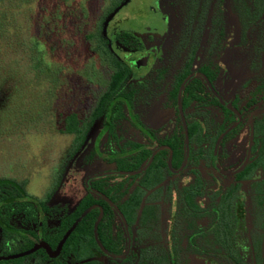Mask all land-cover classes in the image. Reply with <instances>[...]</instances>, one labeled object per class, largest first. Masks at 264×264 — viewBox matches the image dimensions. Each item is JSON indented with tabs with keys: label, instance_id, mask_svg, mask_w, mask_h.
<instances>
[{
	"label": "flooded vegetation",
	"instance_id": "flooded-vegetation-1",
	"mask_svg": "<svg viewBox=\"0 0 264 264\" xmlns=\"http://www.w3.org/2000/svg\"><path fill=\"white\" fill-rule=\"evenodd\" d=\"M215 1L217 3H214L213 9ZM232 2L240 27L238 32L237 25L227 10ZM201 4L194 16L189 14V9L182 23H173L171 45L162 51V54L170 57L177 55L178 62L182 59L178 71L173 67H166L165 62H159L155 49L145 51L138 36L140 45L120 48L133 58V61L125 62L129 68L125 87L129 101L123 112L124 117L116 137L101 128L84 163L86 166L101 160L114 167L107 171L87 173L79 179L84 196L89 192L97 201H104L111 209L106 222L107 244L104 245L100 239L108 254L100 249L94 238L97 246L95 260L100 264H105V260L109 264L111 260L127 261L129 264H264V46L260 47L263 38L254 37L258 48L255 49L251 63L254 86L252 96L248 99H242L240 90H236L237 83L240 82L237 71L240 60L234 52V41L237 39L240 43L242 36L251 44L254 28L264 19V0H202ZM205 4L210 5L214 12L210 27L207 28L200 24ZM242 4L247 8L248 14L246 11L242 14ZM258 4L259 8L256 10ZM260 5L263 8L260 9ZM257 13L262 14L258 20L255 19ZM249 19L256 21L249 24ZM216 54L217 60L213 63L212 58ZM143 58H148L149 63L139 66L138 61ZM192 74L196 75L188 81L182 94L183 115L189 136V157L183 170L176 173L186 159V141L178 108V95L183 82ZM194 81L203 85L204 103L202 106L191 104L185 108L186 90ZM165 85H168V91L165 90ZM131 93L133 94L130 95ZM161 95H165V101L175 110V117L168 125L166 121H162L164 118L156 117L157 120H153L151 113L142 116L137 109L147 106L152 100L157 101ZM157 114L160 116L164 113ZM253 114L250 146V118ZM200 118L205 122L204 136L192 139L190 126ZM235 124L237 125L225 134L218 146L217 163L220 172L215 165V148L221 135ZM244 129L247 130L248 138L243 157L229 168V147L233 141H239ZM180 135L183 136V157L177 164L175 150ZM83 143L75 152L70 153L71 158L81 150ZM249 148L250 157L245 167L236 174L227 175L242 167ZM122 149L131 152L122 154L123 159H118L117 155ZM159 149L151 165L143 173L119 174L141 169L153 152ZM170 151L172 168L168 164ZM207 153L209 156L206 158ZM144 158L137 168H132L127 163L137 164V160ZM124 162L125 165L120 168V164ZM157 163L159 168H155ZM103 173L111 174L91 178L88 185L118 207L127 222L128 230L111 204L86 186L87 178ZM176 177L180 180L179 184L174 180ZM99 187L109 194L99 190ZM116 191L122 193L121 197ZM135 194L141 197L140 206L131 212L128 207L130 199H136ZM43 202L46 208H35L38 224H24L23 217H13L8 223H3L0 216V246L22 249L5 256L25 253L42 243L49 245L52 251L57 250L61 240L55 247L45 240L43 221L48 232L57 227L64 213L69 211L66 207H52L48 201ZM95 205L103 209L101 224L105 217L104 208L100 204ZM49 209H52V213L46 212ZM94 210L98 211L97 220L100 210ZM62 250L59 255L52 257L46 249L40 248L27 256L0 263L23 259L21 264H34L38 252L44 251L49 258L57 259Z\"/></svg>",
	"mask_w": 264,
	"mask_h": 264
},
{
	"label": "rangeland",
	"instance_id": "rangeland-1",
	"mask_svg": "<svg viewBox=\"0 0 264 264\" xmlns=\"http://www.w3.org/2000/svg\"><path fill=\"white\" fill-rule=\"evenodd\" d=\"M114 1L34 0L30 9L25 11L27 13L19 15L21 38L29 39L32 35L40 37L44 53L43 67L52 75L56 72V88L50 89L48 80L39 79L37 72L28 70L29 53L24 52L22 47L14 46L7 52L0 66L2 75L10 72L0 83V180L18 182L28 195L48 201L52 207H66L69 212L77 208L84 196L79 179L87 173L107 171L114 167L101 160L84 165L85 158L101 133L102 120L93 123L74 158L70 157V153L75 136L64 133L68 116L76 114L83 120L92 114L114 72L112 64L98 51V45L102 40H109L108 45H115L113 50H116L118 58L122 62H131L132 56L124 49L119 50L114 42L116 34L127 31L142 40L145 51L155 49L159 62H165L166 67L178 71L182 59L178 62L177 55L170 57L162 54V51L171 45L173 23H182L189 9V14L194 16L202 5V0H119L120 5L106 16L113 8ZM214 3L216 5L217 2H213V9ZM232 5L233 2L227 6V10L238 32L240 27ZM243 6L241 10L245 14L247 8ZM258 8L259 4L256 10ZM212 13V7L206 5L204 14L200 16V24L210 27ZM257 15L256 20L262 14ZM102 20L105 21V32L100 40L97 29ZM256 20L249 19V24ZM259 25L254 28L251 44L245 36H242L240 43L237 39L234 41V52L240 60L239 68L237 66L240 82L236 90H240L242 99H248L253 92L251 63L258 48L255 39L263 38L260 47L264 46V33H260L264 32V19ZM225 27L228 32L226 22ZM217 56L212 58L213 63H216ZM164 88L169 90L168 85ZM137 109L142 116L151 113L153 120H157L156 117L164 118L162 121H166L167 125L175 117V110L165 101V95ZM160 112L164 114L159 116L157 113ZM247 138V130L244 129L239 141L232 142L227 167L231 168L243 157ZM174 180L179 184L178 177ZM21 250L1 245L0 257ZM118 261L111 260V264H129ZM104 262L109 264L106 260Z\"/></svg>",
	"mask_w": 264,
	"mask_h": 264
},
{
	"label": "trees",
	"instance_id": "trees-1",
	"mask_svg": "<svg viewBox=\"0 0 264 264\" xmlns=\"http://www.w3.org/2000/svg\"><path fill=\"white\" fill-rule=\"evenodd\" d=\"M33 1L34 0H0V66L3 64V56L7 54V52L11 51L14 46L16 48L22 47V49H25L24 52L27 53L28 51L29 53L28 70L31 69L37 72L39 79L43 78L46 81L48 80L50 82L49 84L51 85L50 89H52V87L56 88V82L58 79H56L54 76L56 75V72H53L54 75H52L51 72H46L47 70H45L43 67L44 53L42 49V43L39 39L40 37L32 35L29 37V39L26 37L21 38L22 33L21 26L18 23V17L21 13H27L25 11H28V8L30 9ZM120 3L121 2L119 0H115L113 8L108 11L106 16L113 13L115 8L118 7ZM261 8H263L262 5H260V9ZM104 23L105 21L102 20V23L98 25L97 29V35L100 36V40L103 39V33L105 32ZM102 41L103 42L99 44L100 46L98 45V51H100V53L112 64L114 72L110 78L107 88L98 98V101L93 108L92 114L87 119L80 120L76 114H72L66 118V128L64 129V133L75 136L72 152H75L82 145L84 139L90 131L91 126L98 120H102L101 126L103 129L105 128L112 137H116L118 133V127L124 117L123 112L127 107L126 103L129 101L127 95L128 93L125 88L129 68L125 62H122L118 58V54H115L116 50H113L115 45L111 47L109 44V47V40ZM114 42L116 46H119V48H122V46L134 47L140 45V40L138 37L135 34L127 31H121L120 33L116 34ZM119 48L117 47V49ZM8 73L10 72L7 71L5 75L6 77L9 75ZM5 76L0 73V83L5 80ZM132 94L133 93L130 95ZM203 103V85L199 81H194L187 87L184 106L187 108L189 105L194 104L198 107L202 106ZM204 123L200 118L190 126V137L192 139L195 138V136H199L201 138L204 136ZM219 127H221V125H219ZM199 143H201V140H199ZM128 152H126L124 149L120 150L117 158L123 159L122 154H126ZM207 154L208 155L206 158L209 156V153ZM175 157L177 164H179L183 157L182 135L178 136ZM144 160L145 158L141 159L140 161L137 160V164H133L132 162L127 163L132 168H137ZM122 165H125V162L124 164H120V168L123 167ZM156 167L159 168L158 163L155 165V168ZM99 190L105 192L100 187ZM116 192H118L119 197H121L122 193L119 191ZM105 194L108 195L109 193L105 192ZM134 197L136 199H130L131 204L128 207L131 212L136 211L140 206L139 199H141V197L137 196V194H135ZM95 204H100L104 208L105 217L99 226V236L104 245H106L108 241L106 236L108 228L106 222L109 219V214H111V209L104 201H97L96 198L89 192L80 200L77 208L74 211L64 213V216L60 219L58 226L54 229L48 230L47 232L45 221H43V235L45 236V240L48 241L52 247H55L73 225V223L77 220V218L86 209ZM37 206L46 208V205L43 201L28 195L25 192V188L22 184L12 180H0V216L3 223H8L11 219H13V217H23L24 224L29 222L38 224V213L35 210ZM46 212L52 213V209L46 210ZM97 216L98 211L94 210L81 221V223L72 232L64 244L59 258L51 259L44 251H40L37 253L38 257L34 264H100L95 260L97 246L93 233ZM216 237L218 236L216 235ZM13 262L15 264H21L23 259ZM13 262L5 263L12 264Z\"/></svg>",
	"mask_w": 264,
	"mask_h": 264
},
{
	"label": "water",
	"instance_id": "water-1",
	"mask_svg": "<svg viewBox=\"0 0 264 264\" xmlns=\"http://www.w3.org/2000/svg\"><path fill=\"white\" fill-rule=\"evenodd\" d=\"M149 63V60L148 58H143V59H140L138 61V65L139 66H146L148 65ZM196 74H192L190 75L182 84L181 88H180V91H179V95H178V108H179V112H180V115H181V119H182V122H183V127H184V133H185V141H186V159H185V162H184V165L181 167V169L179 171H176V173L180 172L183 170V168L185 167L187 161H188V157H189V136H188V128H187V124H186V121H185V118H184V115H183V108H182V94H183V91H184V88L186 86V84L188 83V81L194 77ZM203 78L206 80L208 86L211 88L212 92L214 94H216L214 92V90L212 89L210 83L207 81L206 77L203 76ZM264 113V112H262ZM255 114H253L250 118V122H251V125H250V129H251V142H250V146H251V143H252V134H253V117H254ZM237 124L233 125L231 128H229L224 134L221 135V137L219 138L218 142H217V145H216V148H215V154H214V158H215V165L217 167V169L220 171V168L218 166V163H217V150H218V146L220 144V141L223 139V137L225 136L226 133H228L231 129H233ZM160 151L159 150H156L153 152V154L151 155L150 159L148 160V162L139 170L137 171H134V172H130V173H119V174H123V175H136V174H141L143 173L152 163L153 159H154V156L156 155V153ZM249 157H250V148H249V152H248V156L244 162V164L242 165V167L237 170L236 172L234 173H231V174H227V175H233V174H236L238 173L239 171H241L245 165L247 164V162L249 161ZM171 160H172V153L170 151V156H169V161H168V164L170 166V168H172V163H171ZM221 172V171H220ZM223 173V172H222ZM111 173H103V174H98V175H93L89 178L86 179L85 183H86V186L87 188L93 192V193H96L100 196H102L105 200H107L109 203L110 201L101 193L93 190L91 187H89L88 185V182L91 178H97V177H102V176H105V175H110ZM111 206L115 209V211L117 212V214L120 216V218L122 219L123 223H124V226H125V229L128 230V227H127V222L123 216V214L121 213V211L118 209V207H116L114 204L110 203ZM96 208H99L100 210V214H99V217L97 218L95 224H94V229H93V233H94V238L98 244V246L100 247V249L105 252L106 254L107 251L105 250V248L103 247L101 241H100V238H99V234H98V227H99V224H100V221L103 217V209L94 205V206H91L89 207L88 209H86L79 217L78 219L74 222V224L70 227V229L65 233V235L63 236V238L61 239L59 245H58V248L56 251H52L51 247L49 245H47L46 243H42L40 246H36L34 247L33 249L25 252V253H21V254H17V255H11V256H3V257H0V261H6V260H14V259H19L21 257H24V256H27L35 251H37L38 249L40 248H44L48 251L49 255L52 256V257H56L57 255H59V253L61 252L62 248H63V245L65 244V242L67 241V239L69 238V236L72 234V232L77 228V226L81 223V221L90 213L92 212L94 209ZM125 257L122 256V258Z\"/></svg>",
	"mask_w": 264,
	"mask_h": 264
}]
</instances>
